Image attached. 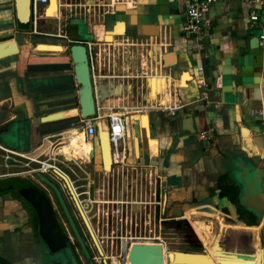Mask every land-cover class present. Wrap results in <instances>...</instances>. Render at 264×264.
<instances>
[{
    "label": "crops",
    "instance_id": "0c3cea01",
    "mask_svg": "<svg viewBox=\"0 0 264 264\" xmlns=\"http://www.w3.org/2000/svg\"><path fill=\"white\" fill-rule=\"evenodd\" d=\"M49 4L32 0L33 15L23 21L15 0H0V42L7 41L3 49L8 50L10 39L18 40L20 49L15 57L0 61V114L8 117L6 123L21 120L10 146L0 142V152H6L1 173L10 171L6 158L16 159L14 151H19L53 155L54 167L77 176L80 170L69 158L82 155L78 146L87 141V156L90 141L100 147L99 133L89 138L85 125L77 123L68 47L82 41L89 46L96 75L115 77L112 95L116 77L128 84L123 97L109 98V106L100 108L97 120L107 129L109 114L123 113L126 133L121 144L132 160L127 174L157 173L171 216L197 219L201 214L212 235V224L225 222L224 213L236 224L229 226L230 243L252 246L249 228L236 215L237 208L250 211L238 201V177L229 173L241 170V152H246L256 164L255 173L264 176V45L258 41L264 0H218L206 10L201 33L192 36L184 30L189 0H58L53 17L46 14ZM252 15L260 20L254 22ZM37 35L63 41L35 40ZM34 43L64 50H35ZM151 77L162 79L165 86L154 97ZM180 107L194 114L195 133L183 128L175 113ZM59 110H65L66 118L40 120ZM145 115L149 128L142 124ZM0 213L6 217L4 208ZM190 223L195 226L190 219L188 229ZM23 225L0 222V264H36L40 243L31 241L30 246L23 239ZM250 230L256 234L259 229L256 225Z\"/></svg>",
    "mask_w": 264,
    "mask_h": 264
},
{
    "label": "flooded vegetation",
    "instance_id": "af4514ba",
    "mask_svg": "<svg viewBox=\"0 0 264 264\" xmlns=\"http://www.w3.org/2000/svg\"><path fill=\"white\" fill-rule=\"evenodd\" d=\"M90 142L92 150L89 156L82 154L69 158L76 170H80L77 176L54 167L53 155L46 154V157H43L19 151H14L16 155L14 160L17 163L9 166L10 171L5 173L0 171V181L5 178L24 179L49 205L50 210L44 207L40 214L34 205L18 192L10 190L0 193L7 195L3 201H8L9 204V221L26 222L28 237L40 243L43 264L47 262L52 264L50 256L60 253L53 254L46 243V236L53 237L48 235L49 222L55 224L54 230L51 228L52 235L58 231L61 237L67 239L80 264H122L131 243L146 241L144 238H149L152 242H164L168 249H176L170 247L169 241L177 238L175 234L185 236H182V240L174 241L178 244V249L182 250L180 246H193L201 248L199 252L203 251L202 245L206 247V244L198 233V237H186L185 231L188 229L186 226L179 227L182 232H174L176 222L172 221L176 218L170 215L167 190L160 188L157 173L137 171L138 173L134 175L127 174L126 170L131 166L132 160L125 155L116 161L112 151L111 163L107 170L102 146L97 148L96 143ZM55 145L53 143L50 146ZM2 155L6 156V152L3 154L0 152V160L5 158ZM7 160L8 158L6 164ZM135 165L141 166L137 163ZM236 215L242 221L241 225L256 227V222H250L252 213L237 208ZM70 217L82 237L87 252L78 239ZM196 217L206 222L205 216L200 214ZM39 222H45L44 234H40L37 229ZM250 228H247L248 241L255 246L259 245L258 249H261V237ZM163 230L170 231L172 236L164 240L161 237Z\"/></svg>",
    "mask_w": 264,
    "mask_h": 264
},
{
    "label": "water",
    "instance_id": "95a60500",
    "mask_svg": "<svg viewBox=\"0 0 264 264\" xmlns=\"http://www.w3.org/2000/svg\"><path fill=\"white\" fill-rule=\"evenodd\" d=\"M15 2L17 13L21 20H27L30 16L33 15L31 5L32 0H15ZM258 41L260 40L258 39ZM10 42L12 47L8 50L3 49L5 43L8 42H0V61L11 59L19 54L20 49L17 46L18 40L10 39ZM36 44L38 43H34L32 47H34V45ZM68 50L70 53L71 67L76 83V103L79 109L77 123L82 125L86 123L87 119L98 116L101 107H108L109 98L119 96L123 97V91L128 89V84L124 85L123 81L122 84H120L119 80L123 79V77H116V79H118V81L116 82L117 89L112 95L109 90L110 86H114L115 84V77L112 78L108 75L102 74L98 76L96 75L88 44L82 41H74L69 45ZM120 85H122V89L120 90V92H118V88ZM64 112L65 110L51 112L47 115L42 116L40 120L42 122L61 120L66 118L67 116H64ZM175 113L177 114V116H179L183 128L193 133L196 132L193 131V122L195 119L193 113L187 111L184 107L177 108L175 110ZM7 118V116L0 114V140H6L10 145V138L18 137L17 133L20 130L19 121L21 120L16 119L15 121H13V123H6L5 121ZM104 127L106 128L107 126ZM104 131L108 133L107 129ZM99 138L100 145L102 146L104 154L101 125L99 126ZM109 149L111 155L110 140ZM241 156V160L245 164L240 163L239 167L241 168V170L238 171V173L235 168L233 170H230L229 176H232L234 174L235 178L238 177L237 180L239 181L240 185L238 201L242 204L243 207L246 208V210L254 214L256 225L259 229L256 235H259V237H261L260 243L262 248L258 249L259 246L255 245L248 247L247 244H244V242H239L240 240L237 241L239 243H242L240 247H235L233 244H231L229 240L231 236L229 234V229L233 230V227L230 228L229 226H236V224L233 222L234 220L231 216L222 213V217L225 222L216 221L212 224L213 233L211 236V240L208 242L206 247H203L202 245V252L182 251L180 249L172 250L175 254L185 256L195 261L185 264H264V176L259 175V173H255L254 170H256V164L247 158L246 152H241ZM7 161L8 166L17 163L15 162L14 158H8ZM235 167L236 169L238 168L237 165H235ZM252 172L254 173V176L251 175L252 178H248L247 174H252ZM42 177L45 178L43 175ZM10 190L18 192L22 197L30 201L40 214L42 213L44 207L45 209L50 210L49 205L47 204V201L44 199V197H42L39 192L24 179L5 178L1 180L0 193ZM70 219L72 221L71 217ZM182 221H188V219H178V222ZM44 223L45 222H39V225L37 227L40 234H44ZM71 223L78 236V239L85 248L84 242L77 230L75 223L73 221ZM54 225V222H49L50 230L48 235H51L53 237L46 236V243L49 246V250L53 254L57 252L60 253L54 256L51 255L50 262H52V264H80V261L76 256L72 246L67 243V239L61 237V234L58 231H55V234L52 235V229L54 230ZM208 249H210L213 254H210ZM169 251H171V249H168L164 242L135 241L131 243L128 249L126 262H130V264H173L172 258L169 256L166 257V253H169ZM40 252L38 256H36V264H43L42 261H44V257L40 255L42 254V251Z\"/></svg>",
    "mask_w": 264,
    "mask_h": 264
},
{
    "label": "built area",
    "instance_id": "2783aa9c",
    "mask_svg": "<svg viewBox=\"0 0 264 264\" xmlns=\"http://www.w3.org/2000/svg\"><path fill=\"white\" fill-rule=\"evenodd\" d=\"M33 1L35 4H46L50 0ZM217 1L218 0H189L186 22L184 27V30L188 35L192 36L201 33L205 24V12L212 3H215ZM251 19L254 22H258L260 20L258 15H252ZM258 39L260 40V43L264 45V22L261 23V32L258 36ZM162 44L166 46L165 41ZM99 117L100 114L94 118L87 119L86 123L82 124L85 125V136L93 138L99 133L98 125L100 126L102 124L101 122H97ZM108 119V126L106 128L109 134L111 151L116 161H118L121 157H124L126 155V150L121 144V139L126 133V121L123 113L119 112H113L109 114ZM39 162L41 161L39 160ZM143 240L149 241V238H144Z\"/></svg>",
    "mask_w": 264,
    "mask_h": 264
},
{
    "label": "rangeland",
    "instance_id": "374dc122",
    "mask_svg": "<svg viewBox=\"0 0 264 264\" xmlns=\"http://www.w3.org/2000/svg\"><path fill=\"white\" fill-rule=\"evenodd\" d=\"M35 16H38L37 14H35ZM32 20V19H31ZM33 22V21H32ZM35 40H40V41H49V42H58V41H63L62 39H56V38H53V37H49V36H39V35H37V36H35V38H34ZM153 77H151L150 78V86H151V79H152ZM153 80H157V77H155ZM152 89V88H151ZM120 90L121 89H118V92H120ZM158 91V90H157ZM157 91H155V92H153V89L151 90V97H154V96H156V93H157ZM155 93V94H154ZM154 94V95H153ZM4 138H6V137H4ZM85 141H86V139H85ZM0 142L1 143H5V144H7V145H9L8 143L9 142H7L6 140H4V139H2V140H0ZM98 142H96V144H97ZM10 146V145H9ZM97 148H98V146H97ZM78 149H79V151L78 152H81L82 154H86L87 152H88V149H87V141L86 142H84V143H81L80 144V146H78ZM1 153L3 154L4 153V151H1ZM14 170H18L19 168H13ZM0 171H2L1 169H0ZM5 197H7V195L5 196L4 194H0V201L1 200H5L6 198ZM0 207L1 208H4V210H5V212H6V214L4 215V216H6L5 218H2L3 217V215H1L0 216V222H10L9 221V217H10V210H9V208H8V202L7 201H4L2 204H0ZM0 214H2V213H0ZM187 219H189V218H187ZM191 219V221H193V223L195 224V226L194 225H191V223L189 224L190 225V228L188 229V230H186L185 232H187V234H186V237H189V238H193V237H198V235L201 237V239L205 242V244L207 245L208 244V242L211 240V231H210V227L209 226H206L205 225V222L204 221H202V220H197V219H193V218H190ZM197 220V221H196ZM172 222H176V230L174 231V232H176V233H178V232H182L183 230L182 229H179V227H182V226H186L187 227V225H188V223L190 222L189 220H188V223H186V224H183V222H178V219H175V220H173ZM20 223V222H19ZM197 223V224H196ZM206 226V227H205ZM23 230H25V233L23 234V239H25V240H27V243L31 246V239L28 237V235H27V225H26V222H24V225H23ZM196 229V230H195ZM201 230V231H200ZM197 233H198V235H197ZM203 234V235H202ZM176 236L175 237H177L175 240H169V241H171V243H170V247L171 248H176V249H178L177 247H178V244H176L174 241H178L179 239L180 240H182L183 238H182V236H178V235H180V234H175ZM170 236H172V233L170 232V231H168V230H163L162 231V234H161V237H163V239L165 240V239H169V237ZM168 237V238H167ZM178 237H180V238H178ZM183 237H185V236H183ZM205 238V239H204ZM208 239V240H207ZM40 245V244H39ZM180 248L182 249V250H187V251H198V250H201V248H198V247H193V246H180ZM172 258V263L173 264H185L184 262H186V263H190L191 261H189V260H185L184 259V257H179V258H177L176 260H177V262L176 263H174V259H173V257H171ZM175 260V261H176ZM179 261V262H178ZM127 262H126V259L125 260H122V264H126Z\"/></svg>",
    "mask_w": 264,
    "mask_h": 264
},
{
    "label": "bare ground",
    "instance_id": "6f19581e",
    "mask_svg": "<svg viewBox=\"0 0 264 264\" xmlns=\"http://www.w3.org/2000/svg\"><path fill=\"white\" fill-rule=\"evenodd\" d=\"M34 11V10H33ZM58 13V0H50V4H49V8L47 9L46 11V14L47 16H56ZM30 21V20H29ZM34 49L35 50H41V51H47V50H53V51H61V50H64V47H60V46H55V45H49V44H36L34 45ZM154 78L151 79V88L156 91L157 89L161 90L163 89V86L162 85V79L161 81H158L157 80H153ZM161 82V83H160ZM166 85V83H165ZM168 85V84H167ZM165 87V86H164ZM118 89H121V86H119ZM166 89V88H164ZM168 89V88H167ZM167 91V90H166ZM166 93V92H165ZM169 94V93H168ZM151 95V94H150ZM170 98V97H169ZM166 102V101H165ZM142 124L143 126H145L146 128H149V121H148V116L145 115L143 118H142ZM104 130L106 129H103V127L101 128V135H102V141H103V147H104V157L106 159V169L109 170V164L111 163L110 162V149H109V139H108V133L105 132ZM65 177V176H64ZM66 180V179H65ZM67 184H68V181H67ZM87 221V220H86ZM194 221V220H193ZM192 221V222H193ZM197 221V220H196ZM197 224V223H196ZM206 227V226H205ZM93 230V229H92ZM201 231V230H200ZM203 235V234H202ZM205 239V238H204ZM208 240V239H207ZM209 250V253L210 254H213V252ZM166 257H173L174 260H176L177 258L179 257H184L185 260H189L191 261L190 263L192 262H195L194 260L190 259V258H187L185 256H180L178 254H175L172 249L171 251H169V253H166ZM121 262V261H120ZM177 262V260H176ZM179 262V261H178ZM186 263V262H184ZM127 264H130V262H127ZM180 264V263H179Z\"/></svg>",
    "mask_w": 264,
    "mask_h": 264
},
{
    "label": "trees",
    "instance_id": "16d2710c",
    "mask_svg": "<svg viewBox=\"0 0 264 264\" xmlns=\"http://www.w3.org/2000/svg\"><path fill=\"white\" fill-rule=\"evenodd\" d=\"M250 222H254L255 223V218L252 216V219Z\"/></svg>",
    "mask_w": 264,
    "mask_h": 264
}]
</instances>
